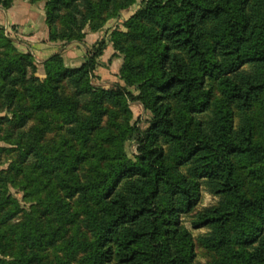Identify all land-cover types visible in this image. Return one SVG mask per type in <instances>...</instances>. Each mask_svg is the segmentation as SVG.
Instances as JSON below:
<instances>
[{
	"label": "trees",
	"instance_id": "trees-1",
	"mask_svg": "<svg viewBox=\"0 0 264 264\" xmlns=\"http://www.w3.org/2000/svg\"><path fill=\"white\" fill-rule=\"evenodd\" d=\"M13 1L0 0V9ZM25 1H42L49 40L68 43L135 0ZM124 29L96 42L79 67L52 54L40 81L32 55L0 25V112L7 113L0 126L19 129L14 141L0 139L19 156L0 173V264H68L57 255L46 261L45 251L74 222L72 199L91 236L55 248L69 259L80 254L78 264H195L192 236L179 217L199 202L200 181L220 201L196 211L191 227L210 228L212 249L234 248L218 264H264V128L257 132L249 115L255 105L264 110V0H141ZM108 42L124 56V85L106 89L90 76ZM133 102L148 105L145 130L127 117L101 125L110 110L130 115ZM52 113L69 136L43 142ZM30 120L36 125L24 130ZM133 132L141 141L129 157ZM81 163L90 165L82 177ZM184 166L187 173L179 170ZM241 168L257 190L244 188ZM9 186L22 191L28 209Z\"/></svg>",
	"mask_w": 264,
	"mask_h": 264
},
{
	"label": "rangeland",
	"instance_id": "rangeland-1",
	"mask_svg": "<svg viewBox=\"0 0 264 264\" xmlns=\"http://www.w3.org/2000/svg\"><path fill=\"white\" fill-rule=\"evenodd\" d=\"M29 3V2H28ZM141 0H135L134 3L129 6L125 11H122L119 16L115 18H109L105 20L101 28L97 31H90L88 28H85L84 38L80 41H72L65 43L63 41H51L49 40V30L47 25L45 24L44 17V25L46 29V37L44 38V42L46 44L52 45L50 48L45 50H52L53 53H60L63 59L64 66L67 68H75L81 66L89 52H92L93 45L100 41L101 39L109 40L111 33L114 30L124 31V23L131 16L136 9L139 7ZM31 4V3H30ZM36 6V12L38 9H43V2L38 1L33 3ZM58 20L55 23L57 28L62 27L63 25L59 23ZM3 26V25H2ZM4 34L11 38V28L4 27ZM12 39V38H11ZM13 40V39H12ZM14 45L16 44L13 40ZM16 46V45H15ZM18 49V48H17ZM24 53V52H23ZM32 55L34 58V63L36 66L35 77H37L40 81L45 78L44 69L42 63L47 58H37L33 52H26ZM51 54V55H52ZM50 55V56H51ZM124 56L115 51L111 43H107L106 49L103 51V54L97 58V66L90 76V83L97 87L102 88H111L116 84L124 85L123 81L119 78V70L123 64ZM44 59V60H43ZM248 69V67H244ZM206 85H211L214 92V100L219 99V91L216 85L212 81H207ZM60 89L63 95H71L72 90L69 89L65 84H60ZM133 90V89H131ZM135 93V92H134ZM131 114L124 115L123 113H116L113 115L112 111L108 113V116H105L102 120V126H106L110 124L111 119H115L117 121H122L127 117V121L130 125H136L141 130H145L148 127V122L151 118V113L148 109V105L146 103L133 102L130 104ZM84 114V113H83ZM7 115L5 111L0 112V116ZM253 118L257 132L261 131L264 128V110L260 108V106L255 105L250 114ZM9 117L11 115H8ZM50 126L49 129L44 134L43 142L53 143L58 142L62 137H68L69 133L67 131L68 126L61 123V121L52 113L49 117ZM35 120H30L24 130H30L34 125H36ZM238 123V116L235 113L234 116V126ZM11 127V126H10ZM19 132V129L9 128V126H0V139L3 137H7V141H14L16 139L15 134ZM13 135V136H10ZM131 139L126 143L125 150L129 157L137 154L136 147L141 141V137L133 132L131 135ZM12 160H19L18 152L16 151V147L14 145L9 144L6 140H0V173L3 171H7ZM27 166V165H26ZM88 163H81L78 169V175L83 176L87 170L90 168ZM179 170L183 173H187V166L180 167ZM240 175L244 180V188L249 191L257 190L259 185L256 184V180L253 176L247 171V169H239ZM9 195L13 196L20 204L28 209L30 207V203H26L23 198V193L16 188L10 187L8 188ZM200 199L197 205L192 209L190 214L182 215L179 217V224L185 227L192 236L194 243V259L193 262L195 264H206V263H219L223 258V255L230 252L234 249L232 246L227 245L221 249H212L207 246L206 239L209 237L211 232L209 227L201 228V229H193L191 227V216L196 212L200 211L204 208L214 206L218 204L220 198L210 194L207 191L203 182L200 181L199 186ZM69 203V211L68 213L74 215V222L67 224L66 232L62 237H60L54 246H50L46 249L45 253L47 255L46 261L54 262V256L62 257L64 260L68 262V264H78V256H75L74 259H69L68 256L64 253V251H58V246L63 245L66 241H69L72 237L80 240L85 238H90L91 232L88 228V219L87 215H85L81 210V205L77 203L76 199H72L68 201ZM41 216V214H39ZM19 218L12 221V223H17ZM57 249H56V248Z\"/></svg>",
	"mask_w": 264,
	"mask_h": 264
},
{
	"label": "crops",
	"instance_id": "crops-1",
	"mask_svg": "<svg viewBox=\"0 0 264 264\" xmlns=\"http://www.w3.org/2000/svg\"><path fill=\"white\" fill-rule=\"evenodd\" d=\"M0 25L11 28V38L20 52H33L37 58L44 59L53 53L45 50L52 45L44 42V12L42 8L36 12L35 4L14 0L10 8L0 9Z\"/></svg>",
	"mask_w": 264,
	"mask_h": 264
}]
</instances>
